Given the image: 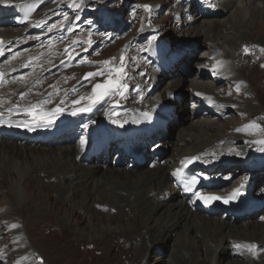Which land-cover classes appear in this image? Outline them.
I'll use <instances>...</instances> for the list:
<instances>
[{
  "label": "bare ground",
  "instance_id": "obj_1",
  "mask_svg": "<svg viewBox=\"0 0 264 264\" xmlns=\"http://www.w3.org/2000/svg\"><path fill=\"white\" fill-rule=\"evenodd\" d=\"M9 2V0H0V10H13L10 11L13 15L17 8L12 3L10 6ZM34 2L24 1L25 6L31 8L22 13L23 18H27L28 11L36 10ZM207 2L210 8L218 12L209 18L198 16L190 18L184 14L183 16H186L184 19L189 23L184 27L183 32L187 35L186 43L190 38L189 45L197 48L199 40H202L210 50L214 51L213 55L211 54L212 63L209 62L207 65L205 62L200 63L197 69H189L187 65L186 69L192 73L191 77L180 74L167 78L169 63L161 62L149 71V73H156L153 77L152 89L143 91L141 96L135 98L139 105L141 103L140 107L139 105L132 107L122 113L119 118H115L112 112L101 110L95 118L97 127L102 131L106 130L107 126L119 131L118 137L113 136L116 137L115 140L122 139L121 133L126 135L132 131L136 132L138 143L133 145V153L130 150H126L125 153H131L133 159L143 157L141 165L150 163V167L141 170L125 168L122 162L105 167L93 163L85 151L88 144L90 143L94 150L102 149L99 145L108 149L110 132L104 133L99 141H90L85 135L77 134L76 131H80L77 128L79 124L74 129L75 123L78 122L73 116L68 115L74 103L70 98L61 99L64 96L58 91L55 96L47 94L51 80L45 78L46 75L42 77L44 64L41 61L43 58L45 61L55 58L57 54L55 49L52 50V45L47 47L46 39L40 35L44 30L43 26L41 27L44 21L43 11L31 15V19H27L25 25L18 23L9 26L6 21L0 20V167L12 168L6 180L3 175L0 182L5 180L9 192L23 198L25 204L37 207L39 212L40 209H46L48 202L41 204L40 200L36 199L35 193L40 194L42 186L47 185L48 189H51L53 200L72 209L76 215L89 214L85 227L87 230L74 228L78 236L84 232L94 233L93 236L97 234L99 224L93 221L95 213L109 219L106 220L107 222L100 221L105 225L106 230H110L112 225L126 221V224H123L129 230L122 228L119 230L122 234L116 238H119L122 245L126 243L132 245L128 252H124L128 255L127 260L131 259L132 264L138 262V258H144V260L147 258L140 252L142 245L155 255L168 237H173L172 253L179 259L170 264H208L211 261H214L213 264L215 262L218 264H264V184L258 177L260 171L248 168L251 172H238L236 169L230 174L232 177L228 176L230 184L227 188L245 184L246 192L254 191L263 199L262 202L251 207L253 213L248 219L239 222L207 216L192 209L189 202L181 199L180 193L171 182L172 171H175L180 162L189 156H200L202 163L207 167L233 160L235 153L243 152L245 149L238 147L240 144H234L238 136L241 137L238 131L230 130L226 123L219 122L220 119L212 116H210L211 119L197 118L193 116V110L183 105L186 100L177 102L181 101L186 93L196 100L198 96L209 94L211 98H208V102L211 104L217 102L216 108L218 106L226 108L232 104L208 76L219 79L225 77L229 81L239 78L232 60L233 45L229 42L227 32L236 30L240 40L246 39L244 26H238V24L248 19L259 22V16L264 15V0H214L213 2L207 0ZM19 11L21 12V9ZM185 12L189 13L187 10ZM221 13L226 15L213 19V16H219ZM262 23L263 21H260V24ZM252 25L253 23H250L248 27ZM223 37H227L225 39L227 41L222 40ZM186 50H190V46ZM177 66H180V62H177ZM202 72L207 79L203 78ZM55 85L62 87L64 83L58 80ZM88 93L83 85L79 94L84 99ZM199 100L192 107L193 109L200 105ZM61 101L64 103L61 104ZM176 105L177 114H179L178 123L169 126L168 133L163 138L162 130L169 120V115L174 113ZM237 105L250 110L256 108L250 102L240 99ZM57 108L62 111H57ZM207 108L210 109L213 106L208 105ZM220 108L216 111L219 112ZM174 116L175 114L171 116V120ZM49 119L52 121L50 125L46 123ZM66 131L74 132L77 135L74 138L78 139V142H72V139L67 136L66 143L61 144L63 140L61 139L54 148L43 144L49 145L53 140H59V135L65 136ZM90 133L96 134L93 127ZM31 136L32 139L38 140L34 141V145L27 144L31 142ZM52 136L54 137L51 138ZM5 139H10L11 143L5 142ZM122 141L128 146L125 139ZM161 151L160 158H157L158 152ZM101 154L103 153H96V155ZM150 159L153 160L150 162ZM249 159L244 160L251 163L252 160ZM222 165L225 167L228 163ZM25 177L32 182L35 180L40 182L38 183L40 186H31V189H28ZM257 179H259L258 183ZM50 210L51 208H48L46 211ZM64 211L68 212V210ZM67 212H64L63 216L66 222L69 220V212ZM113 213H116V218L122 221L113 222L112 219L115 218ZM0 217H2L0 225L5 226L10 223L11 229H18L13 227L15 225L13 218L2 216V212ZM49 225L52 226L49 227ZM43 226L61 233L58 222H47ZM25 231L30 237L31 234L29 235L26 229ZM18 233L17 235L16 232L14 236L17 238V245L22 247L24 245L21 239L22 234ZM176 235L178 241L174 242ZM3 239L1 238L0 241ZM190 239L193 240L189 241ZM77 242L79 240L76 239L75 243ZM81 243H85L84 252H88L85 248H96L93 245L89 247L85 241ZM92 253L96 256L95 252ZM178 254L181 256L179 257ZM223 256L226 257L223 258Z\"/></svg>",
  "mask_w": 264,
  "mask_h": 264
},
{
  "label": "rangeland",
  "instance_id": "obj_2",
  "mask_svg": "<svg viewBox=\"0 0 264 264\" xmlns=\"http://www.w3.org/2000/svg\"><path fill=\"white\" fill-rule=\"evenodd\" d=\"M9 1L10 6L14 4L17 9L14 15L1 19L4 22L6 21L8 25L14 26L18 24L19 22H15V19L24 22V25L26 24L27 19L22 17V13L31 7H26L24 1H35L34 3H36V10L28 12L38 14L43 11L44 21H42L41 25L44 28V32L40 33V35L46 39L47 47L52 45V50L55 49L57 54L55 58L47 61L43 58V61H41L44 64L42 77L46 75L45 78L51 80L47 88V91H49L47 94L55 96L56 91H58L64 96L61 99L70 98L72 103L79 100V103L72 105L68 115L74 117L90 115L91 119L88 121L87 126L95 129H97L94 125L95 118L101 109L106 108L103 105H113L115 110L112 115L115 116L122 114L117 113V111L124 112L139 105L135 98L139 97L143 91L151 90L150 85L154 76V73H149L152 70L150 63L154 64V62L152 60L148 62L146 59L147 52H149L148 49L160 37L161 40L165 39L169 44V52L172 49V51L178 53L179 51L177 50L181 47L183 41L187 40V35L183 32V29L189 23L184 19L182 7L186 3L190 2L196 5L197 2V0ZM143 5H150L151 9L146 10L142 7ZM19 9H21V13ZM191 14H193V11ZM225 15V13H221L219 16L213 17V19L222 18ZM104 18V22L108 24H104L101 21ZM260 21H263V23L260 24ZM122 23L124 24L123 26ZM250 23H253V25L248 27ZM149 25L150 28L154 29L155 34L150 36V32H145L139 36L138 31H143L144 27L148 29ZM238 26H244L243 28L245 29L248 28V30L243 29L244 33L246 31L247 34L246 39L240 40L236 30L228 31L227 33L230 38L229 42L233 45L232 60L239 78L230 81H215V84L232 103L225 108L226 117L219 120V122L226 123L230 130L238 131L241 137L238 136L234 144H240L238 147L245 148L243 152L239 151L237 153H235V150H229L235 153L233 160L236 162L240 161L245 153H251L254 156L261 155L258 159L264 157V143L260 142L264 141V15L259 16V22L255 21V19H248L243 21L242 24H238ZM120 27H122V30ZM226 38L223 37L222 40L227 41L225 40ZM197 46L196 50L192 49L178 53L177 62H186L185 65H189V69H197L200 63L205 62L207 65L211 62V54L214 51L210 50L208 45L204 44L202 40H199ZM246 48L247 52L245 51ZM169 52L159 51L156 54L155 62L158 60L160 53H162L160 57L163 56V59L170 62L172 56ZM177 62L170 71L174 75L170 74L167 78H173L180 74L191 77L192 73L186 69L187 66L181 65V67H178ZM89 70L91 73L100 72L102 74L83 79L82 75ZM204 72L200 73L203 78H205ZM107 77L112 79V86L108 89L110 94L106 95L103 100L93 103L94 93L90 91L91 84L97 81H104ZM58 80L62 81L64 86L58 87V85H55ZM143 83L145 84L142 86ZM83 85L89 93L84 99H81L79 93ZM182 99L188 102L184 101L185 104L183 105L187 104V107L193 110L194 100L190 103L186 93ZM239 99L250 102L256 108L250 110L249 108L238 106L237 101ZM116 100L120 104L122 102L118 107L114 105ZM102 103L103 105H101ZM88 107H91L90 111H79L80 108ZM73 112L76 114L73 115ZM199 118L202 119L203 117ZM5 142L9 141L6 139ZM54 147V145H51V148ZM3 167H0V180L3 175L6 180L7 175L12 171V168L4 167L3 169ZM132 169L141 170L144 167ZM5 180L0 182L2 183L0 186V213L2 212V216L13 218V222L18 229H11L10 223L5 226L3 224L0 225V239L4 238L0 241V264H132L130 263L131 259L127 260L128 255L124 254V252H128L132 248V245L130 243L122 245L119 242V238H116L122 234L119 233L122 228L129 230L123 224H126V221L118 225H112L110 230H106L102 222H107L109 219L101 214L93 213V221L99 224L97 234L95 233V236H93L94 233L84 232L78 236L74 228L78 227L81 230H87L85 227L89 214L84 216L76 215L72 209L53 200L51 189H48L47 185L42 186L40 194L35 193L36 199H39L41 204L48 202L46 209H40L38 212L37 207L35 208L32 204H25L23 198L17 197L13 192L10 193L5 185ZM25 180L29 186L28 189H31V186H40L38 185L40 182H36V180L32 182L26 177ZM48 208H51V210L47 212ZM64 210H68L69 213ZM64 212L69 215L68 222L63 220ZM125 212L128 214L127 210ZM113 215L115 216L112 219L114 220L113 222L122 221L116 218V213H113ZM18 220L23 221V224ZM52 221L58 222L61 233L43 226L44 223ZM51 226L49 225V227ZM25 229L29 235L31 234L30 237L27 236ZM16 232L17 235L19 234L18 232L22 234L21 239L24 244L22 247L16 243L17 238L14 236ZM76 239L79 242L75 243ZM192 240L190 239L189 241ZM81 241L87 242L89 247L90 245L95 246L96 250L85 248L88 252H84L85 243H81ZM177 241L176 235L174 242ZM173 248V237L165 239L162 248L158 250L159 253L157 252L155 255L150 253L145 245H142V251H139L146 255L147 258L145 260L144 258H138V262L136 261L135 264H170L172 261H178L177 256L172 253ZM91 250L95 252L96 256L93 255ZM100 254L101 256H99ZM178 256L180 257L181 255L178 254ZM225 257L223 256V258ZM213 263L214 261H211L208 264ZM215 264L218 263L215 262Z\"/></svg>",
  "mask_w": 264,
  "mask_h": 264
},
{
  "label": "snow or ice",
  "instance_id": "obj_3",
  "mask_svg": "<svg viewBox=\"0 0 264 264\" xmlns=\"http://www.w3.org/2000/svg\"><path fill=\"white\" fill-rule=\"evenodd\" d=\"M142 7H144L146 10H150L151 6L150 5H143ZM153 39H155V37H153ZM245 51L247 52V48L245 49ZM123 59V58H122ZM107 63V62H105ZM102 73L97 72V73H87L86 74V78L88 77H93L96 75H101ZM111 83V82H109ZM98 89H103V91H97ZM93 93H94V99H93V103H96L100 100H103L105 98L106 95H109V91L107 88V85H102V84H96L93 87ZM199 95V93H197ZM23 95V94H22ZM81 99H83V97H81ZM64 101H61V104H63ZM74 104L79 103V100L73 101ZM91 107L88 108H80L79 111H90ZM57 111H62V109L57 108ZM76 113L73 112V115H75ZM114 123H116L117 121H113ZM52 123L51 119L48 120V124L50 125ZM85 127H87V125H85ZM261 143H264V141H260ZM83 143V141H82ZM195 159V158H193ZM176 173H173V175H175ZM189 184H195L197 183V181L195 179H192L188 182ZM239 193V189L234 190L228 197L226 198H222L220 196L217 195H209V194H201L199 192H196L195 195L197 196L198 199L202 200L205 204H210L213 201H217V200H221L223 199L224 203H228L229 200L234 199L236 197V195ZM13 227H16V225H13Z\"/></svg>",
  "mask_w": 264,
  "mask_h": 264
},
{
  "label": "water",
  "instance_id": "obj_4",
  "mask_svg": "<svg viewBox=\"0 0 264 264\" xmlns=\"http://www.w3.org/2000/svg\"><path fill=\"white\" fill-rule=\"evenodd\" d=\"M97 84H102V85H107V86L110 85L109 81H107V82H105V83H97ZM95 85H96V84H95ZM95 85H94V86H95ZM99 90H103V89H98L97 91H99Z\"/></svg>",
  "mask_w": 264,
  "mask_h": 264
}]
</instances>
